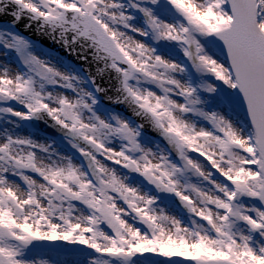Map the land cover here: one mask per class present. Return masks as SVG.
<instances>
[{
  "label": "snow or ice",
  "instance_id": "snow-or-ice-1",
  "mask_svg": "<svg viewBox=\"0 0 264 264\" xmlns=\"http://www.w3.org/2000/svg\"><path fill=\"white\" fill-rule=\"evenodd\" d=\"M14 3L49 24L70 23L72 31L91 41L121 74L127 97L173 146L183 167L145 151L126 122L113 127L99 117L83 118L82 109L91 111L83 99L46 97L32 80L0 74V100L18 101L27 109L6 111L22 120L46 113L86 145L72 146L91 173L70 158L52 159L49 147L29 139L0 142V264H56L26 258L36 242L92 250L97 258L90 264H135L137 258L143 264L154 258L185 264H264V247L257 250L250 235L234 231L243 223L249 232L264 236V210L237 203L243 198L264 203V0H167L182 18L176 23L154 15L153 7L161 0H130L146 18L147 31L130 23L134 17L120 0H41L42 7L32 0ZM68 14L73 15L71 22ZM150 33L156 43L179 45L195 72L212 78L202 90L231 111L248 133L224 115L199 107L203 101L198 89L178 78L187 67L157 55L137 38L147 39ZM40 67L72 87L69 77ZM133 80L162 94L130 86ZM186 117L202 118L211 128L198 127ZM113 135L126 141L119 150L108 146ZM190 153L233 187L213 181V173ZM117 167L138 174L159 192L174 194L206 227L194 220L188 228L158 212L156 200L126 183ZM187 173L212 183L222 196L182 184L180 177Z\"/></svg>",
  "mask_w": 264,
  "mask_h": 264
},
{
  "label": "rangeland",
  "instance_id": "rangeland-1",
  "mask_svg": "<svg viewBox=\"0 0 264 264\" xmlns=\"http://www.w3.org/2000/svg\"><path fill=\"white\" fill-rule=\"evenodd\" d=\"M37 6L42 7L41 0H32ZM121 3L125 5L127 13L134 17L130 22L133 26L148 30L146 18L142 13L131 7L130 0H120ZM134 2V0H133ZM152 7L151 5H148ZM154 15L159 19L167 23H176L182 18L178 14L170 9L167 5V0H161L159 6L153 7ZM138 39L144 40L146 44L156 49V54L161 55L167 59L174 62L180 63L187 67V72L178 78L186 83H190L193 87L198 89V94L203 101L199 106L205 112H217L225 116L229 120H233L236 126L241 128L244 133H248V128L235 119L231 111L224 108L217 100L211 98V95L204 92L202 89L204 86L212 82V78L208 75H201L195 72L191 67L189 61L184 57L181 47L175 43H170L167 41H160L159 43L154 42V39L149 34L147 39L143 37H137ZM53 49H46L43 45L36 42L29 41L26 37L21 36L17 33L14 25L11 23H0V74L7 73L10 76H22L26 80H32L38 91H40L44 96L49 94L54 98H59L66 96L70 99H83L91 106V111L87 109H82V117L85 119L95 120L99 117L101 120L112 125L113 127H119L118 121L126 122L130 128L138 133L137 142L145 151L155 153L157 156L165 155L169 158L170 162L178 167H183V162L179 158H170L167 148L153 135L140 134L138 130V122L134 121L130 116L126 115L124 112L107 105L102 107L95 99V94L92 88L87 82V76L82 73L83 71L76 68L70 61L60 57ZM39 61L40 64L52 68L54 71L59 72L62 76H67L71 79L72 87H67V81L61 80L59 77H50L48 74L43 73L40 64L34 62ZM12 67L15 69V73L8 69ZM55 81V82H54ZM130 86L137 87L140 89H149L151 91L160 93L159 89L155 88L151 84H146L137 82L136 80L130 81ZM93 101H95L93 103ZM182 102V101H181ZM7 109L17 112H26V107L14 100H0V142H5L8 137L15 139H29L35 144H42L49 147V152L52 155V159L59 160L60 157L70 158L71 161L81 167L82 171H85V165L80 162L79 156L81 155L76 148H73V144H79L80 147H85L83 142L74 139L72 136H65L63 134H58V136H52L47 132V128L39 130L35 128L31 120H22L12 114H10ZM191 119L197 124L198 127L211 128L205 120L198 117H186ZM41 120L44 124L46 120H42L43 117L36 118ZM19 135V136H18ZM111 143L108 144L109 147L120 149L125 144L126 141L120 139L119 136L113 135L109 137ZM137 157L140 153L135 154ZM193 159L198 160L207 171L213 173L211 179L217 183L225 184L231 189L233 186L225 181L223 177L211 169L210 165L207 164L201 157L195 154H189ZM88 167V166H87ZM116 167V166H113ZM89 168V167H88ZM117 172L124 178H126V183L130 186L138 188L142 194H146L156 200L154 208L159 212H163L169 216L175 217L180 220L182 225L188 228H193V221L195 220L197 224L205 225L203 221H200L197 217L191 214L189 211L186 212V207H180L175 203V195L169 193L159 192L153 185L149 184L143 177L138 174L130 173L125 169L117 167ZM13 179H15L13 177ZM182 184H194L199 187L202 191L212 192L216 195H221V193L216 192L212 183L204 180L201 177L194 176L192 173H187L180 177ZM238 204L248 208H260L259 201L255 199L243 198L237 201ZM254 215L255 213H249ZM143 229L142 225H138ZM234 231L240 232L244 235H250L252 237L251 243L254 248L259 250L260 247H264V236L260 233L249 232L246 225L243 223H238L234 228ZM39 244V245H38ZM44 245L41 242L34 243V246L28 250L26 258L29 260L37 259H49L55 261L56 264H63V261L70 259L74 261V264H90L91 260L97 258V254L92 250H87L83 248H72L73 250L59 251V250H43L41 249ZM158 258H154L151 264H155ZM135 264H143L141 258H137Z\"/></svg>",
  "mask_w": 264,
  "mask_h": 264
},
{
  "label": "water",
  "instance_id": "water-1",
  "mask_svg": "<svg viewBox=\"0 0 264 264\" xmlns=\"http://www.w3.org/2000/svg\"><path fill=\"white\" fill-rule=\"evenodd\" d=\"M67 18L68 21L71 22L73 15L68 14ZM0 22L13 24L16 29L25 36L40 42L46 47L55 50L64 58L72 61L93 83L104 104L112 106L133 118L146 132H148V134L159 139L175 157L179 158L173 146L168 143L159 130L155 129L150 118L144 116L140 109L135 104L131 103L130 99L127 97V93L123 90V77L112 68V62L106 58H102V54L97 53L91 41L72 31L70 29V23L64 27L49 24L23 10L19 5L14 3V0H0ZM40 117H43L42 120L45 119L46 122L44 124L41 120L33 118L32 122L35 128L39 130L47 128V132L52 136H58L60 133L65 136H70L66 130L56 125L46 113H42ZM84 146L86 147V145ZM175 200L183 206L177 197H175ZM261 208L264 209V203H261ZM42 244L44 245L42 248L45 250L52 249L63 251L67 249L47 243ZM32 246H34V244ZM68 250L70 251L73 249L68 248ZM155 264H185V262L158 258Z\"/></svg>",
  "mask_w": 264,
  "mask_h": 264
},
{
  "label": "bare ground",
  "instance_id": "bare-ground-1",
  "mask_svg": "<svg viewBox=\"0 0 264 264\" xmlns=\"http://www.w3.org/2000/svg\"><path fill=\"white\" fill-rule=\"evenodd\" d=\"M0 64H2V62L0 61ZM8 69H10L11 71H13L14 74H16L15 72V69H13L12 67H8ZM19 136V135H18Z\"/></svg>",
  "mask_w": 264,
  "mask_h": 264
}]
</instances>
